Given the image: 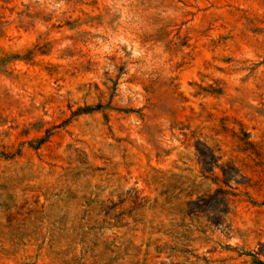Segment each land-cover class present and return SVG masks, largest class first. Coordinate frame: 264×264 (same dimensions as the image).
I'll return each mask as SVG.
<instances>
[{
    "label": "rangeland",
    "instance_id": "obj_1",
    "mask_svg": "<svg viewBox=\"0 0 264 264\" xmlns=\"http://www.w3.org/2000/svg\"><path fill=\"white\" fill-rule=\"evenodd\" d=\"M0 264H264V0H0Z\"/></svg>",
    "mask_w": 264,
    "mask_h": 264
}]
</instances>
